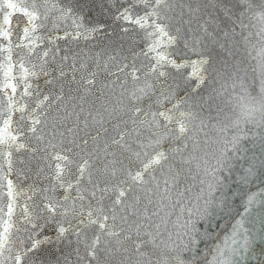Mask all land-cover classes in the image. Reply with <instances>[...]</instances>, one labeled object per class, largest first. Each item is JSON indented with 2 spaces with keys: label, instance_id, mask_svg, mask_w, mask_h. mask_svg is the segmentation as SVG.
Returning <instances> with one entry per match:
<instances>
[{
  "label": "snow or ice",
  "instance_id": "1",
  "mask_svg": "<svg viewBox=\"0 0 264 264\" xmlns=\"http://www.w3.org/2000/svg\"><path fill=\"white\" fill-rule=\"evenodd\" d=\"M0 264H264V0H0Z\"/></svg>",
  "mask_w": 264,
  "mask_h": 264
}]
</instances>
